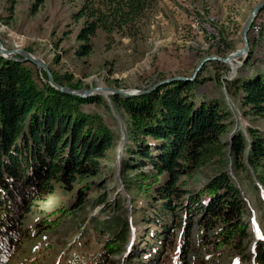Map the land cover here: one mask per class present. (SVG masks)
<instances>
[{
  "label": "trees",
  "instance_id": "obj_1",
  "mask_svg": "<svg viewBox=\"0 0 264 264\" xmlns=\"http://www.w3.org/2000/svg\"><path fill=\"white\" fill-rule=\"evenodd\" d=\"M80 1L74 18L84 20L78 35L86 42L79 50L84 56L91 53L90 42L98 30L110 36L135 29L153 7V0ZM54 77L59 84L72 81L67 75ZM203 82L198 74L192 82L166 84L142 96H112L130 122L120 170L132 200L131 219L122 196L109 205L105 195L96 198L98 206L114 207L116 216L98 222L105 223V231L112 235L95 264H118L112 257L125 250L131 228L134 240L139 237V224H144L146 246L134 247L133 242L126 264L163 263L161 255L178 230L182 264H189L190 254L193 264H212L224 257L237 264L251 263L254 238L242 179L258 192L254 176L264 190V133L249 127L247 135L237 130L224 139L230 133L232 112L223 99L197 98L195 91ZM226 88L238 97L243 115L264 118V73L236 77ZM99 100L73 97L47 83L38 86L25 64L0 56V264H7L28 238L26 217L35 213L43 195L54 193L56 185L66 191L80 185L71 208L84 206L90 188L84 181L101 174L114 146V135L103 118L82 107ZM208 166L214 175L201 189L191 190L188 181ZM260 225L263 238L255 245L256 264H264V208Z\"/></svg>",
  "mask_w": 264,
  "mask_h": 264
},
{
  "label": "rangeland",
  "instance_id": "obj_2",
  "mask_svg": "<svg viewBox=\"0 0 264 264\" xmlns=\"http://www.w3.org/2000/svg\"><path fill=\"white\" fill-rule=\"evenodd\" d=\"M261 1L153 0L152 9L136 24L135 29L115 32L110 36L98 30L90 42L91 53L84 56L79 54V50L86 42L78 40L84 20L74 18L82 1L43 0L41 3L39 0H0V41L6 50H22L42 60L53 77L71 76L70 83L60 85L73 90L90 91L97 87L146 90L175 76H192L205 58L223 59L241 49L244 24ZM256 28L258 31L254 34ZM248 41L246 61L240 58L234 60L233 65L229 62H207L199 73L204 82L195 91L197 98L223 99L232 112L230 133L224 139L237 130L247 135L249 127L264 133V118L243 115L238 97L231 96L226 88L227 83L236 77L247 78L264 73V10L252 23ZM15 57L22 58L20 55ZM25 65L38 86L48 80L43 70H38L31 63ZM98 93L100 95L97 97L103 103L99 100V103L84 104L82 107L86 112L99 114L103 118L114 135V146L107 152L101 174L84 181L83 185L90 186L84 206L71 208L80 185L75 184L72 191L56 185L54 193L43 195L36 203L35 213L26 217L24 226L28 230V238L22 241L7 264H95L104 243L112 235L105 231V223L99 225L98 222L111 221L116 216L114 207L111 210L106 205L111 204L118 195L122 196V204L131 219L132 200L125 190L121 170L118 173L119 156L126 157L124 150L128 143L130 122L114 103L113 95ZM131 175L135 176L133 173ZM213 175L212 166L204 167L188 181V186L191 190H199ZM242 180L243 193L250 209L251 232L254 240L256 236L261 239L260 215L264 204L259 199L264 201V190L254 176V184L260 190L258 192L252 189L248 180ZM103 195L107 204L98 206L95 200ZM137 227L140 230L136 231L139 240H134L135 232L131 228L132 239H129L125 250L121 255L112 257L116 263L129 262L133 242H136L134 247L145 248L144 224ZM155 231L152 227L151 232ZM181 237L182 232L178 230L161 255V264L183 263ZM196 240L193 236L192 243ZM253 242L249 248L251 252ZM135 254L139 255V250ZM187 261L193 264L192 254L187 256ZM134 264L141 263L138 260ZM212 264H237V261L224 257Z\"/></svg>",
  "mask_w": 264,
  "mask_h": 264
},
{
  "label": "water",
  "instance_id": "obj_3",
  "mask_svg": "<svg viewBox=\"0 0 264 264\" xmlns=\"http://www.w3.org/2000/svg\"><path fill=\"white\" fill-rule=\"evenodd\" d=\"M264 10V0L261 1L251 12L250 16L248 17L246 23L244 24V27L242 29L241 32V38L243 41V47L239 50H236L235 52H232L231 54H229L226 58H219V57H208L203 59L200 64L196 67V69L194 70L192 76L190 77H186V76H175L166 80H163L161 82H158L156 84H154L153 86H151L150 88L146 89V90H123V89H114V88H108V87H97L93 90L90 91H85V90H73L71 88L62 86L60 84H58L54 77L51 75L48 67L45 65V63L38 59L33 57L31 54H29L28 52L22 51V50H6L3 46L2 43L0 41V56L12 61H16V62H22V63H31L34 66L37 67L38 70H43L44 72H46L47 76H48V80L44 81L45 83H48L51 87H53L55 90L73 96V97H80V98H87V97H93V96H97L100 95L98 92L100 90H104L105 92H108L109 95H113V96H121L124 99L127 98H131V97H136V96H142L145 94H148L150 92L155 91L156 89H158L159 87L166 85V84H170V83H174V82H192L196 79V77L198 76V74L200 73L201 69L203 68V66L207 63V62H212V61H218L224 64H228L229 61L231 60H238L240 58L243 59V61H246L247 57H248V53H249V41H248V33L250 30V27L252 25V23L254 22V20L256 19V17ZM16 55H20L22 58H16ZM109 100V99H108ZM121 158L122 156H119V162H118V173L120 172V167H121ZM229 174L234 177L233 175V171H232V167L229 166ZM123 189V187H122ZM121 191V190H120ZM119 191V192H120ZM118 194V193H117ZM116 194V195H117ZM245 197V196H244ZM247 201V199H245ZM248 202V201H247ZM249 205V204H248ZM255 224H257L256 218L253 219ZM258 237H255V240L253 242V249H252V258H251V264H256L255 263V256H256V252L254 250V247L258 241Z\"/></svg>",
  "mask_w": 264,
  "mask_h": 264
},
{
  "label": "bare ground",
  "instance_id": "obj_4",
  "mask_svg": "<svg viewBox=\"0 0 264 264\" xmlns=\"http://www.w3.org/2000/svg\"><path fill=\"white\" fill-rule=\"evenodd\" d=\"M233 61L234 60H231V61H229V63L231 64V65H233ZM101 94H103L104 96H107V93L105 92V91H99Z\"/></svg>",
  "mask_w": 264,
  "mask_h": 264
},
{
  "label": "built area",
  "instance_id": "obj_5",
  "mask_svg": "<svg viewBox=\"0 0 264 264\" xmlns=\"http://www.w3.org/2000/svg\"><path fill=\"white\" fill-rule=\"evenodd\" d=\"M252 28H253V27H252ZM257 31H258V29L256 28V29L254 30V32H253V33L255 34V33H257Z\"/></svg>",
  "mask_w": 264,
  "mask_h": 264
}]
</instances>
